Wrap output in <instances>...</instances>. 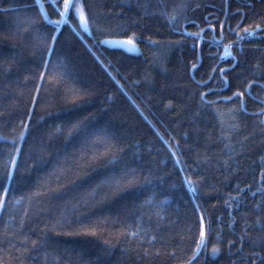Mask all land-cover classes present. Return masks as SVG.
I'll use <instances>...</instances> for the list:
<instances>
[{
  "label": "trees",
  "instance_id": "obj_1",
  "mask_svg": "<svg viewBox=\"0 0 264 264\" xmlns=\"http://www.w3.org/2000/svg\"><path fill=\"white\" fill-rule=\"evenodd\" d=\"M42 3L0 0V264H264V0Z\"/></svg>",
  "mask_w": 264,
  "mask_h": 264
},
{
  "label": "snow or ice",
  "instance_id": "obj_2",
  "mask_svg": "<svg viewBox=\"0 0 264 264\" xmlns=\"http://www.w3.org/2000/svg\"><path fill=\"white\" fill-rule=\"evenodd\" d=\"M53 2V6L56 8V12L58 13L59 17L61 18L60 20H48L47 15L44 16V19L48 21V23L59 26L61 23L65 22V18L68 17L69 13H74V15L78 18L79 22L81 25H83L84 29L87 31L89 28V18L88 15L85 11V6L83 3V0H63V4L61 6H57L55 3V0H52ZM36 3L39 4L41 6V8H43V3L42 0H36ZM167 19L169 20L170 23L175 22L176 20V16L175 15H171L168 16ZM224 27L223 22L221 23V28ZM259 28V25L256 26L255 29H249V28H245L243 31L244 33H246L247 35L251 36L257 29ZM204 29H201L200 32L197 33H186V35L192 36L194 38H200L201 34L203 33ZM237 36L240 37V39H243V36H240L239 33H237ZM56 40V35L52 36V41L53 43ZM115 43H119L121 45H125V46H129V45H133L134 44V39L132 37H129L127 40H122V41H115ZM175 43L179 44L180 41H176ZM195 47V45H194ZM197 67L196 63L192 64V68L195 69ZM224 72V69H221V74ZM253 82L249 81L248 85L249 87L251 86ZM234 95H237L239 97H243L244 93L243 92H238V93H234ZM201 96H203V93L201 94ZM227 99H231V97H228ZM210 103V102H209ZM28 125L25 124L24 128L25 130H27ZM24 137V133L22 132L20 134V139L23 140ZM167 143V142H166ZM171 147V146H170ZM20 149L19 147L16 148V152L19 153ZM175 156V152L172 153ZM17 164V159L16 156H13L11 159V167L12 169H15ZM12 171L8 172V179L11 180L12 179ZM189 185L191 184V181L188 182ZM191 191L195 192V189H191ZM5 193H7L8 188L5 187L4 189ZM4 204V200L2 197H0V207H2ZM198 207V206H197ZM199 224H200V228H199V238L196 241V252H198L201 249V245L206 241L207 239V229H206V225H205V218H204V214L201 213L200 214V218H199ZM133 235H135V233H133ZM232 241H229V244H231ZM253 245H255V241H252ZM212 252L213 254H216L219 252V248L216 246H213L212 248ZM262 260H264V257H262ZM253 264H255V262H253Z\"/></svg>",
  "mask_w": 264,
  "mask_h": 264
},
{
  "label": "rangeland",
  "instance_id": "obj_3",
  "mask_svg": "<svg viewBox=\"0 0 264 264\" xmlns=\"http://www.w3.org/2000/svg\"><path fill=\"white\" fill-rule=\"evenodd\" d=\"M79 21V20H78ZM80 24V22H79ZM80 27L82 29H84L83 25L80 24ZM85 30V29H84ZM122 40H127V39H120V38H103L101 40V43L103 45H106L108 47H118V48H121V49H124L126 50L127 52H130V53H136L139 51V46L138 44L134 41V44L133 45H129V46H125V45H121L119 43H115V41H122Z\"/></svg>",
  "mask_w": 264,
  "mask_h": 264
}]
</instances>
